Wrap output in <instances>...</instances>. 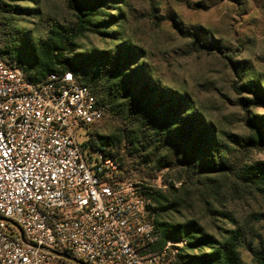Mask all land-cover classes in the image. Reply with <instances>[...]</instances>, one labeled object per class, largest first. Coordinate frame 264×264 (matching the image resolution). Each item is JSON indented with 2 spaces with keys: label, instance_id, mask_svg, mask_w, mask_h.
<instances>
[{
  "label": "built area",
  "instance_id": "built-area-1",
  "mask_svg": "<svg viewBox=\"0 0 264 264\" xmlns=\"http://www.w3.org/2000/svg\"><path fill=\"white\" fill-rule=\"evenodd\" d=\"M102 117L72 71L34 81L0 56V264H177L185 242L157 246L152 187L90 144Z\"/></svg>",
  "mask_w": 264,
  "mask_h": 264
},
{
  "label": "trees",
  "instance_id": "trees-1",
  "mask_svg": "<svg viewBox=\"0 0 264 264\" xmlns=\"http://www.w3.org/2000/svg\"><path fill=\"white\" fill-rule=\"evenodd\" d=\"M19 1H29L35 6L38 0H0V14L11 19L7 39L0 47V56L15 60L34 81L49 73L72 71L76 79L88 86L96 97L103 117L91 125L90 144L117 160L126 177L132 170L126 146L139 144L143 151H151L160 166H184L190 176H198L213 183L217 176L235 178L264 193V162L247 163L254 150H264V114L254 111L264 107V87L258 80H247L240 88V106L243 121L249 134L228 133L223 139L216 124L207 118L195 101L180 90L165 87L156 79L144 59V51L122 35L121 30L111 31L116 25L113 13L105 14L117 0H66L68 9L76 20L72 25L54 23L45 36L31 38L29 22L17 21L25 14L37 18V6L22 8ZM89 33L112 37L117 43L111 48L79 50L78 41ZM114 119L121 125L122 133L104 135L98 130L105 119ZM237 150L232 156L228 143ZM163 151L166 154L161 155ZM180 190L172 186L169 193L153 188L145 195L153 203L155 230L159 236L157 246L166 240L184 241L177 264H246L241 248L244 237L235 219V228L218 237L209 232L196 219L185 222L169 221V213L178 212ZM253 264H264V254L253 251Z\"/></svg>",
  "mask_w": 264,
  "mask_h": 264
},
{
  "label": "rangeland",
  "instance_id": "rangeland-1",
  "mask_svg": "<svg viewBox=\"0 0 264 264\" xmlns=\"http://www.w3.org/2000/svg\"><path fill=\"white\" fill-rule=\"evenodd\" d=\"M38 2L39 17L25 14L17 21L23 27L21 20L29 22L33 40L44 37L54 23L74 24L76 17L66 0ZM16 4L23 9L36 7L29 1ZM104 12L116 16V25L109 30L122 29L126 39L141 47L145 57L139 61H145L165 87L191 97L225 141L228 133L249 134L239 101L248 95H241L239 87L250 79L264 87V0H117ZM10 20L0 14V47L8 37L5 23ZM116 43L112 37L94 33L78 41L79 50L111 48ZM254 112L264 114V107ZM98 130L104 135L122 133L119 122L109 118ZM79 134L80 142L90 147L89 133L80 130ZM129 143L125 152L132 170L126 177L166 193L172 186L180 190L179 211L169 213V221L196 219L222 237L236 227L235 219L244 234V262L253 264V251L264 254V193L244 183L235 185L233 176H217L211 183L190 176L184 166L163 168L150 150ZM227 143L236 156L234 145ZM253 162H264V150L249 154L247 163Z\"/></svg>",
  "mask_w": 264,
  "mask_h": 264
},
{
  "label": "water",
  "instance_id": "water-1",
  "mask_svg": "<svg viewBox=\"0 0 264 264\" xmlns=\"http://www.w3.org/2000/svg\"><path fill=\"white\" fill-rule=\"evenodd\" d=\"M22 237L24 238L23 234H22Z\"/></svg>",
  "mask_w": 264,
  "mask_h": 264
}]
</instances>
